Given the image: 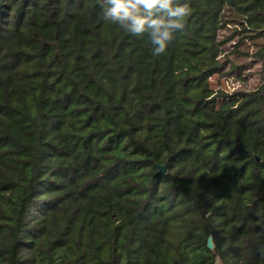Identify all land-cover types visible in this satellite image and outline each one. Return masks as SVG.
Instances as JSON below:
<instances>
[{
	"label": "trees",
	"instance_id": "1",
	"mask_svg": "<svg viewBox=\"0 0 264 264\" xmlns=\"http://www.w3.org/2000/svg\"><path fill=\"white\" fill-rule=\"evenodd\" d=\"M184 2L157 57L97 0H0V264H264V0ZM232 55L253 90L212 86Z\"/></svg>",
	"mask_w": 264,
	"mask_h": 264
},
{
	"label": "clouds",
	"instance_id": "2",
	"mask_svg": "<svg viewBox=\"0 0 264 264\" xmlns=\"http://www.w3.org/2000/svg\"><path fill=\"white\" fill-rule=\"evenodd\" d=\"M104 22L131 37L146 38L153 56L166 53L185 29L190 8L184 0H97ZM264 260V245L258 249Z\"/></svg>",
	"mask_w": 264,
	"mask_h": 264
},
{
	"label": "rangeland",
	"instance_id": "3",
	"mask_svg": "<svg viewBox=\"0 0 264 264\" xmlns=\"http://www.w3.org/2000/svg\"><path fill=\"white\" fill-rule=\"evenodd\" d=\"M244 44L245 45H241L243 51L251 52V50H254L252 44H248L247 42H244ZM230 58L233 62L236 61L243 64L241 73L245 79L241 80L238 78L236 71H230V63H226L222 70V76L218 77V75H214L210 80L212 86L216 89H218L219 86H222L229 94L253 90L257 86L260 79V76L258 75L259 72L257 71L260 68V64L254 65L255 62L251 61V58H247L246 56L232 55Z\"/></svg>",
	"mask_w": 264,
	"mask_h": 264
},
{
	"label": "water",
	"instance_id": "4",
	"mask_svg": "<svg viewBox=\"0 0 264 264\" xmlns=\"http://www.w3.org/2000/svg\"><path fill=\"white\" fill-rule=\"evenodd\" d=\"M161 170L163 172H165L166 171V168L165 167H161ZM207 246H208L209 249H213L214 246H215L214 241H213V238L211 236L208 238Z\"/></svg>",
	"mask_w": 264,
	"mask_h": 264
}]
</instances>
